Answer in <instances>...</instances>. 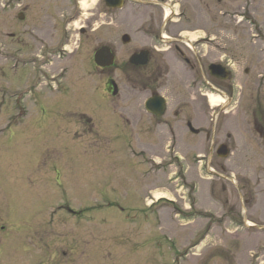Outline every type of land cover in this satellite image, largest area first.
Returning a JSON list of instances; mask_svg holds the SVG:
<instances>
[{
	"label": "rangeland",
	"instance_id": "374dc122",
	"mask_svg": "<svg viewBox=\"0 0 264 264\" xmlns=\"http://www.w3.org/2000/svg\"><path fill=\"white\" fill-rule=\"evenodd\" d=\"M95 4L88 0L81 20L64 29L57 24L61 12L39 0L20 6L18 0H0V225H7L0 231V264H245L248 249L264 244V235H244L257 233L227 216L230 207L240 212L241 206L249 222L264 227V142L245 135L264 93L256 80L264 64L258 54L264 51V0L188 4L191 21L179 24L183 34L215 37L210 47L216 50L202 52H211L213 61L226 54L234 83L241 86L232 114L220 111L224 97L212 95L213 124L199 94L188 98L179 69L159 79L168 109L180 98L195 108L198 135L184 123L178 129L173 123L176 135L154 128L149 135L139 129L140 135L133 134L128 107L133 112L131 101L145 98L146 91L130 93L136 89L127 64L121 72L114 67L142 40L124 45L121 38L132 28L122 21L116 27L110 12L100 17L86 9ZM81 24H88L84 35ZM101 46L117 51L115 64L103 73L93 62ZM84 63L86 73L80 69ZM160 70L161 63L152 82ZM112 81L117 97L105 89ZM116 104L123 107V120ZM213 126L212 140L204 134ZM221 144L229 147L226 157L215 154ZM236 185L255 203L245 207L238 199L244 191Z\"/></svg>",
	"mask_w": 264,
	"mask_h": 264
},
{
	"label": "flooded vegetation",
	"instance_id": "af4514ba",
	"mask_svg": "<svg viewBox=\"0 0 264 264\" xmlns=\"http://www.w3.org/2000/svg\"><path fill=\"white\" fill-rule=\"evenodd\" d=\"M23 1L24 0H18V6H20ZM39 1L45 4L47 10L52 9L60 11V19H58L57 24L62 26L64 29H67L69 26L75 25L76 21L81 20L80 16L83 14L81 11L85 8L84 4H87L88 0ZM190 1L199 7L200 0H112L110 4L107 0H96V4L93 7H86V9L97 12L100 17H102L105 13L110 12L112 14L111 22L114 23L116 27L122 26L120 24L118 26V23L122 21V23H125V25L123 24L124 26L132 28V36L124 34L121 38L124 45H130L132 40L137 37L142 40V45H131V48H128V51L126 52V56L124 55L118 64H115L117 51H115L114 48L109 47L113 55V64L111 66L115 64V71L121 72L124 66L123 64L126 63L130 72V77L136 81L135 83L131 80L133 88L136 90H129L131 91L130 93H132V91H146L145 98L139 100L142 97L141 94L138 95L137 100L131 101V103L135 105L133 106V112L132 107H128V111L131 110L132 114L130 117L132 121L129 122L134 126L135 130L139 129L141 134L145 132L144 134L149 135L151 133L150 129L154 128L155 130H158V132H165L166 129H168V131L170 130V133L174 135L175 133L172 130L173 123L177 125V129L179 127V123H184L188 132L193 135H198L200 133V130L192 125V122L195 121V116L193 115L196 112L195 108H191L189 106L186 107L187 105L184 104V99L187 98L178 99L179 101L174 104L175 108L168 109L169 97L166 95L164 81H159V79H162L166 73H171L172 70L177 71L179 69L180 75L182 76L181 81L187 90V95H189L188 98L191 100L195 99L196 96L190 97L194 94V92L199 94L197 97L201 99L200 101L203 103L205 109H207L206 114H210V110L212 108L210 105V97H212L215 93L225 98L222 105L219 107L220 111H224L223 113H225V115L231 113V105L235 103L236 90L239 86L234 83L235 79L231 69L232 64H230V59H226V54H224V59L220 58L217 61H213L210 60L211 52L208 51L207 54L202 52L204 47H208L213 51L216 50L215 47H210V45L213 46L215 44L213 41V39L215 40V37L207 36L205 34L203 36H197L194 39H190L183 34L184 31H182L179 26V24L183 21H191L188 14V10L190 9L188 4ZM27 5L28 4L23 5L24 10H26ZM154 9H158V11H154ZM67 12H69V15L64 14ZM23 19L21 21H23ZM54 24L55 23L53 22V25ZM85 26H88V24H81L79 26V35L85 34ZM169 26L176 27L173 29ZM168 27L169 34H167L166 30ZM69 35L70 33H65V37ZM262 49L258 54L264 55V51H262ZM227 52L229 51H226L225 53ZM160 63V71L164 70V72H160L158 78L152 82L150 76L153 74V70L157 68V65H160ZM212 64H217L219 67L217 69H211ZM111 66L94 67L97 71L103 73ZM86 68L87 63L81 65V72L86 71ZM245 71H248V69H245ZM135 76L141 77L142 80L140 83H143L142 85H139ZM256 80L258 89L264 92V64H262V66L258 69ZM218 83H224V85L219 86ZM239 88H241V86ZM105 89L113 97H117L119 94L118 87L113 81L110 83V86L109 83L106 82ZM202 89L206 90V92L201 91ZM156 96H162L165 99V102H154L150 108H146V102ZM114 107L117 111L120 109V112L117 114L123 120V107L120 104H116ZM183 108H186L187 111L184 112ZM136 109L138 113L136 112ZM133 113L135 115H133ZM214 114H216V110H213L210 114V121L213 124H215V116L217 117V114ZM231 114L229 117H231ZM236 114L237 112L235 111V115ZM251 115L252 120L250 124L252 130L248 131L245 135H259L264 142V93L258 100L255 109L251 112ZM167 116H170L172 119L171 125H168ZM227 127L229 130L230 126L228 124ZM135 132L133 133L134 135H140L137 133V130ZM204 135L206 138L210 137L213 140L214 135H216L215 127L213 126L210 131H206ZM226 135L231 134L226 131ZM221 145H219L215 150L216 155H218V150ZM213 149L214 146L211 150ZM132 152L134 153V156H142L143 160H146L145 154H142L141 151L135 152L133 150ZM224 152L226 155L229 154V147L226 144ZM213 174L214 173L211 174L213 177L219 176L217 174ZM242 184L245 186L246 182L242 181ZM243 185H236L235 187L240 189V192L242 190L244 191V196L240 194L238 199L245 207H247L250 204L255 203V199L251 194L249 196L245 195L246 188ZM230 208V212L227 216L229 222H236V219H238L239 225H242V228L245 231H252L253 229L257 233L249 234L245 232L244 235H264V227H260L259 225L248 221L247 217L250 213L247 208L243 209L240 206V212L236 211L234 207ZM68 213L74 212L68 210ZM5 226L0 225L1 232L5 230ZM238 228H235L234 230H237ZM223 248V251H229L228 247ZM247 254L248 259L245 264H264V244H253L252 248L248 249ZM228 257L230 256L228 255ZM75 262V260H71L70 263L74 264ZM225 263L228 262L225 261Z\"/></svg>",
	"mask_w": 264,
	"mask_h": 264
},
{
	"label": "water",
	"instance_id": "95a60500",
	"mask_svg": "<svg viewBox=\"0 0 264 264\" xmlns=\"http://www.w3.org/2000/svg\"><path fill=\"white\" fill-rule=\"evenodd\" d=\"M94 58H95V61H96V63L97 64H100V65H104V64H109V63H111V55L109 54V51H108V49L107 48H105V47H103V48H100L96 53H95V56H94ZM212 68H218V66L217 65H211V69ZM155 99H157L158 101H160V102H163L164 101V99L163 98H155ZM153 101L154 100H151L150 102L148 101L147 103H146V106H148V108L150 107V105L153 103Z\"/></svg>",
	"mask_w": 264,
	"mask_h": 264
},
{
	"label": "bare ground",
	"instance_id": "6f19581e",
	"mask_svg": "<svg viewBox=\"0 0 264 264\" xmlns=\"http://www.w3.org/2000/svg\"><path fill=\"white\" fill-rule=\"evenodd\" d=\"M215 101H216V98L215 97H210V105L211 106H215Z\"/></svg>",
	"mask_w": 264,
	"mask_h": 264
}]
</instances>
